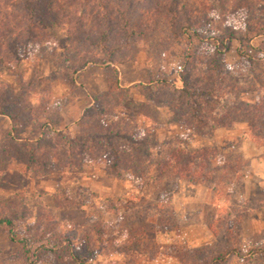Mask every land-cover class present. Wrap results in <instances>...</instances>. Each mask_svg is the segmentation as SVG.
Masks as SVG:
<instances>
[{
  "label": "rangeland",
  "instance_id": "obj_1",
  "mask_svg": "<svg viewBox=\"0 0 264 264\" xmlns=\"http://www.w3.org/2000/svg\"><path fill=\"white\" fill-rule=\"evenodd\" d=\"M61 2L71 12L66 13L63 21L79 10L84 25L88 27L94 24L96 17L88 18L86 13L97 10V3L106 5L102 0ZM232 3L231 6L237 9L229 20L232 27L243 35L250 28L247 38L251 30L256 32L261 29L262 35L252 41L227 39L226 46L220 47L223 53L220 60L227 64L235 80L243 85L238 90L236 101L257 104L262 102L257 94V85L243 84L240 80L249 79L264 86V0H233ZM213 4L214 0H138L133 5L137 7L136 11L147 7L149 12L143 13L142 19L136 13L127 19L121 13L119 17L113 16L109 40H101L98 29L90 37L91 42L99 44L98 50L90 47L86 34L81 36L87 42L83 49L87 48L94 53V58L101 61L99 64H88L81 70H77L80 65L77 58L67 67L70 62L67 64L66 61L70 60L64 56L72 48L73 41L65 26L45 29L42 35L35 31L34 39L29 41L23 31L25 22L19 17V23L23 24L18 26L21 32L10 42L4 43V38H1L6 47L1 48L0 91L7 96L21 98L24 103L23 107L19 105L17 108L19 119L12 121L7 117L15 126L12 129L0 127V215L5 213L13 220L19 219V224L13 229L10 226L0 227V264H27L22 258L24 244L20 241L25 237L24 233L36 232L37 225L33 224L36 216L51 217L52 226L62 234L74 226L83 230L84 225H89L88 219H96L109 227V235L117 236L118 217L123 212L119 200L130 198L157 204L165 219L158 226L157 244L161 245V255L153 261L140 260L139 264H181L176 256L186 253L187 249L200 251L196 252L200 255L210 252L206 249L212 254L227 251L230 254L228 264H264V259L252 254L254 247L264 246V168L253 171L249 164L242 171L237 168L243 162L239 150L242 140L246 135L251 136L249 122L235 120L232 127L220 128L212 136L204 137L181 124L184 119L190 121V116L182 118L180 113L173 114L169 108L171 102L185 101L182 100L183 95H174L172 91L183 88L180 72L186 65L188 45L186 39L184 44L180 43L181 33L191 24L204 22ZM18 9L17 12H22V8ZM124 9L125 4H122L118 11L124 12ZM3 12L1 14H9L11 10L3 9ZM5 18L3 16V20ZM99 28H102L101 25ZM202 31L205 32V29ZM110 58L113 61L108 66L102 64L111 61ZM113 69L121 77L120 86L125 92H116L117 96L122 94L123 103L119 107L116 106V97L107 100L106 107L112 108V114L109 113L110 118L104 123H115L128 131L126 125L134 123L137 137L150 135L148 150L152 152H158L178 139L189 148L217 149V160L213 166L219 170L224 165H231L236 174L218 188L213 185L208 187L180 180L175 170L170 169L160 175L154 172L155 167L151 163L147 167L142 163L145 159L142 154L139 155V162L128 168L131 158L127 153L123 154L124 164L114 172L112 164L116 156L111 150L104 149V145L99 147V151L86 154L74 144L77 156L72 158L71 163L63 140L58 142L60 138L46 141L37 148L35 156H30L24 145L25 149L15 147L18 158L9 159L13 143L9 145L11 149L2 154L9 133L16 139H22L18 143L35 138L34 127L28 125L34 107L36 113L33 114L46 123L51 119L49 127L62 131L59 135L74 138L75 134L81 133L77 123L84 113L82 108L88 102L85 96L89 93L94 97L105 91L107 78L111 75L108 70ZM88 75L91 78H86ZM162 80L168 83L167 88L163 87ZM224 80L229 82L228 77ZM224 99L227 101V98ZM7 118L4 120L7 121ZM96 120L91 123L97 124ZM59 123L72 125L63 128ZM234 126L237 128L233 129ZM48 142L58 144L57 155L51 152ZM261 149L264 153V148ZM219 171L218 175L224 177ZM210 196L211 202L204 204ZM248 204L250 206L246 207ZM148 208L153 207L144 206V209ZM22 211L30 214L27 222L20 220L23 218ZM228 226L231 227L229 244L224 234ZM12 235H16L15 238ZM123 240H116L118 246ZM114 247L109 246L105 254L93 263H125V258ZM28 264L51 262L45 258L30 260Z\"/></svg>",
  "mask_w": 264,
  "mask_h": 264
},
{
  "label": "trees",
  "instance_id": "obj_2",
  "mask_svg": "<svg viewBox=\"0 0 264 264\" xmlns=\"http://www.w3.org/2000/svg\"><path fill=\"white\" fill-rule=\"evenodd\" d=\"M102 1L106 5L97 3V10H94L91 14L86 13L88 18H91V16L96 17L94 24L88 27L84 25V18L78 13L79 10L73 12L71 17H67L63 21L66 13L71 12L61 0H0V40L3 37L4 43L10 42L11 39L17 36L18 32H21L18 26H23V24L19 23V17L22 18L23 23L25 22V30L23 31L28 35L27 40L29 41L34 39L35 31L42 35L45 29L65 26L68 28V34L73 41L70 45L72 48H69L64 56L66 60H70L66 61L67 64L70 62L67 67L71 66L76 58L80 63L77 70L85 68L88 64H99L101 61L94 58V53H91L87 48L83 49L89 41L90 47L98 50L99 44L90 41L91 35L94 36L98 29L101 40H109L113 16L119 17L121 13L127 19L131 17V14L136 13L142 19V14L149 12L147 7H140L138 12L136 11L137 7L133 5L137 4L138 0ZM232 2L233 0H214L206 20L197 25L187 26L184 32L181 33L180 43L184 44L186 41L188 45L186 65L184 70L180 72L183 88L180 90L172 89V91L174 95L181 94L180 97L183 95L182 100L185 99V101H177L175 104L171 102L169 108L173 114L180 113L182 118L190 116V121L184 119L182 121L184 123L181 124L186 128H190L196 135L204 137L212 136L220 128L232 127L235 120H246L249 122L248 127L251 137L259 147L264 148V103H262L264 102V86L252 80L249 81V79L247 81L241 79L240 81L243 84L252 85L253 83L254 86L257 85V94L262 102L245 104L236 101L238 100V90L241 87L243 88V85L235 80L234 76L230 74L227 64L220 60V56H223L220 47L226 46L227 39L229 41L235 39L240 42L246 39L252 41L262 35L261 29L256 32L251 30L248 39L247 34H249L250 28L247 30L246 35H243L238 29L232 27L229 20L237 12V9L231 6ZM122 4H125V11L119 12L118 10L122 7ZM18 8H22V12H17ZM3 9L11 10V12L1 14L4 13ZM3 16L6 17L5 20H3ZM99 25L102 28H99ZM203 29H205V32L202 31ZM83 34L88 36L86 38L87 42L82 40L81 36ZM4 43L0 41V64H3L1 48L6 47ZM110 60L102 64L108 66L113 61L112 58ZM262 60L264 62V57ZM108 72H111V75L107 78V89L94 97L93 105L84 111L82 118L77 123L81 133L75 134L74 138L65 137L63 134L59 135L58 133H62V131H55L49 127L52 124L51 119L46 120V123L36 117V114H33V112L36 113V107H34L29 116L31 122L28 125L34 127L33 130L36 132L37 137L32 139L33 141L27 140L22 144L16 141L17 139L12 133H9L5 139L6 146L3 148L2 154L11 149L9 145L13 143L15 145L8 155L9 159L18 158L15 154L17 153L15 147L25 149L24 145L30 156H35L37 148L43 146L46 141H56L57 138H60L58 142L63 140L62 144L64 143L67 158H70L71 163L72 158L77 156L74 152V144L81 152L86 154H93L95 151H99L100 146L104 145V149L111 150L114 153L113 155L116 156V160L114 159L112 164L114 172H117L118 168L124 164L123 154L127 153L128 157L131 158L129 161L131 165L128 168H133L132 165L134 166L139 162V155L142 154V157L145 158L142 163L146 167L148 163H151L152 167H155L154 172L161 175L167 173L170 169L175 170L180 180L196 182L208 187L213 185L218 188L219 185L226 183L232 175L236 174L234 167L224 165L223 169H219L224 177L218 175V168L213 166L214 161L217 160V149L189 148L182 140L178 139L162 147L158 152L155 151V153L150 149L148 150L150 135L142 138L138 135L137 137L138 132L135 134L137 127L134 123L126 125L130 131L116 126L115 123H104L105 120L110 118L109 113L112 112V108L106 107L107 100L116 97L118 103L116 106L119 107L123 103L122 94L119 96L117 94L125 92L120 86L117 70H108ZM225 77L229 78L228 83H225ZM161 82L164 84V88L168 87V83H164L166 81L162 80ZM3 92L0 91V116L8 117L12 121L19 119L20 111H17V108L19 105L23 107L24 100L10 95L7 96ZM224 97L227 98V101ZM185 109H188L187 113ZM93 119H97V124L91 123ZM259 120L262 123H254ZM122 125L124 126V123ZM48 143L51 152L57 155L58 144ZM143 144L145 147L142 146ZM65 145L69 147L66 148ZM158 157L162 159H158ZM247 165L248 162H242L241 166H237L238 171H242ZM123 170L129 169L123 168ZM139 201L134 198L119 200L120 209L123 212L118 217L117 236L109 235L108 233H111L109 227L104 222L96 221V219H88L89 225H84L83 230H78L74 226L69 232L66 231L62 234L58 231V228L52 226L51 217L36 216L33 223L37 225L35 227L36 232H28L26 235L24 233L23 236L25 237H22L20 241L24 244L22 258L27 261V264L30 260L41 261L45 258L49 259L51 264H94L93 262L104 255L109 246H115L117 253L125 258V263L122 264H139L140 260L153 261L161 255V245L157 244V236L158 226L164 223L165 220L162 217L164 212L159 209L157 204L149 200ZM145 205L153 208L144 209ZM248 206L250 205H246V207ZM247 210L245 209L246 212ZM29 215L23 212V218H20V220L27 222ZM166 220L169 221L168 218ZM17 224H19V219L13 220L11 216L5 213L0 215V227L10 226L13 229ZM44 225L48 227L44 228ZM230 232L231 227L224 232L227 244L231 242ZM12 236L15 238L16 235ZM121 238H124V240L118 246L116 240ZM206 251L210 252H204L200 255L196 253L200 251L187 249L186 253H180L176 258L181 264H228L230 254L227 251L223 250L214 254L211 250L206 249ZM252 254H255L254 256L259 255L264 259V246L254 247Z\"/></svg>",
  "mask_w": 264,
  "mask_h": 264
},
{
  "label": "crops",
  "instance_id": "obj_3",
  "mask_svg": "<svg viewBox=\"0 0 264 264\" xmlns=\"http://www.w3.org/2000/svg\"><path fill=\"white\" fill-rule=\"evenodd\" d=\"M119 70H121V69L119 68ZM86 78L89 79L91 77L88 75ZM119 78H121V77H119ZM88 95H90V94L88 93ZM88 95L85 96V97H87L88 102L85 103L86 106L84 108H82V112L85 111L88 107H91L93 105V103H94V97L95 96L93 97L92 95H90V97H89ZM0 118L3 119V120L0 119V122H1L0 123V127H3L4 128V126L5 127L7 126L9 129H12L13 126H15L14 123H11V121L7 117H5V116H2L1 117L0 116ZM4 118H7V121H5ZM6 122H8V123H6ZM68 125H72V123H70V124L69 123H63V124L59 123V126L60 127H63V128H67ZM236 126H234L233 129L237 128ZM27 132H28V130H27ZM34 137H37V135H34ZM17 141H22V139H18L17 138ZM239 150H240V155L242 157L241 160L243 162H248L251 170L257 171V169L259 167L260 168L261 167L264 168L263 151H262L261 147H259L257 145V143L255 142V140L250 135L249 136L246 135V138H244L242 140V145H241V148ZM205 189H207L208 191H210V189H208V188H205ZM211 196H210V198H209L208 201H204V204H209L211 202V199H212Z\"/></svg>",
  "mask_w": 264,
  "mask_h": 264
}]
</instances>
